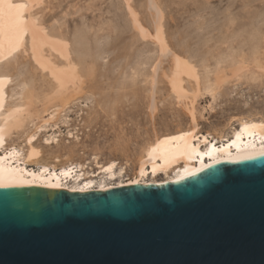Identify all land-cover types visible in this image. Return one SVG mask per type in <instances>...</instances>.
I'll return each instance as SVG.
<instances>
[{"label": "rangeland", "instance_id": "obj_1", "mask_svg": "<svg viewBox=\"0 0 264 264\" xmlns=\"http://www.w3.org/2000/svg\"><path fill=\"white\" fill-rule=\"evenodd\" d=\"M153 1L168 47L160 57L152 26L156 11L148 0H41L34 6L31 19L35 27L46 35L59 34L63 41L73 65L70 71L74 72H71L74 92L69 90L65 98L68 103L62 109L58 100L47 96L54 87L47 66L66 64L64 58L67 57L52 45L42 44L40 60L27 46H21L9 56L11 59H5L10 60L7 67L13 73L8 72L11 83L7 86L11 87L6 91L18 92L20 84L24 83V89L31 97H36L32 99L35 104L32 111L61 110L57 126L47 127L33 140L38 154L37 158L28 157L29 166L51 164L52 156L70 153L74 156L72 162H85L88 176H95L97 166L91 158L97 154L103 163L109 160L120 165L128 163L126 175L131 177L140 148L156 133L172 134L191 126L192 116L200 132L211 134L215 139L235 128L243 117L264 116V0ZM129 9L135 13L142 29L133 26ZM256 36L260 38L258 41H263H259L262 46L251 40H256ZM254 47L259 48L261 54ZM243 55H247L246 58ZM176 57L183 65L193 67L191 72L198 84L193 88L183 81L185 96L179 101L169 82ZM157 61V84L152 90L148 78ZM238 64L241 66L237 67ZM4 65L6 70L7 64L2 60L0 71H4ZM216 71L222 78L210 94L204 86L207 81L214 82ZM16 81L19 84L13 83ZM13 84L20 87L15 88ZM26 90L24 96L27 97ZM29 123H26V131L30 129ZM49 136L53 139L45 141ZM21 141V133L13 134L6 145Z\"/></svg>", "mask_w": 264, "mask_h": 264}, {"label": "water", "instance_id": "obj_2", "mask_svg": "<svg viewBox=\"0 0 264 264\" xmlns=\"http://www.w3.org/2000/svg\"><path fill=\"white\" fill-rule=\"evenodd\" d=\"M178 181L0 188V264H264V155Z\"/></svg>", "mask_w": 264, "mask_h": 264}, {"label": "bare ground", "instance_id": "obj_3", "mask_svg": "<svg viewBox=\"0 0 264 264\" xmlns=\"http://www.w3.org/2000/svg\"><path fill=\"white\" fill-rule=\"evenodd\" d=\"M40 1L41 0H0V62L4 60L5 64H7L6 67L10 66L8 65L10 63L9 62L10 60H6L8 61L6 63L5 59L13 55L17 50H19L21 46H27L29 50L31 49L34 53V56L38 60H40L41 58L40 48L42 44H45L47 46L52 45L56 50L65 53V55L67 56L66 58H64L66 64H64L63 62V65L60 66H58L59 64L57 66L55 65L47 66V69L48 71H50L52 75L51 76L52 80L54 82V87L53 90L51 91V95H47V96H49L52 100H56V101L58 100L60 105H62L61 106L62 109L68 103L65 101V98L67 97V93L69 92V90H72L74 92L72 87L74 77L73 74L71 73L73 71H70V67H72L73 65L71 64V60L69 58V55L67 54L65 46L63 45L62 39L60 38V36H58L59 34L55 35L54 33L52 34L50 32L51 35H46V32L44 33L42 31H39L35 27L31 19V14L34 6L40 4ZM148 1L150 2L149 4H151L154 10L156 11L155 13L156 18L153 22L154 25L152 24V26L154 30L153 37L156 39V45L158 47L159 57H160L166 50H168V47L163 38L160 14L154 4V1L153 0H148ZM151 5H149V7L152 9ZM130 13L132 14V16L131 15L129 16H131V19L133 18V20H131L133 21V26L135 25L136 26L135 28L138 27L142 29V27H140L139 23L137 22L136 19L137 17L135 13H133L131 10ZM36 21L37 20H35V22ZM142 33H144L143 30ZM251 37L252 36H250V38ZM258 38L259 37L256 36V40L255 39L253 40V38L251 40L253 42L258 41ZM259 41L258 44H261L259 43ZM254 44L256 45L257 43ZM260 46H262V44ZM230 47L232 48V46ZM257 47H254V50L256 48V50L258 51L260 47L258 49ZM252 50L253 48L251 49V51ZM42 51L43 50H41V52ZM235 51L237 50L235 49ZM230 52L233 53L234 51L231 50ZM258 52L259 54H261L260 51ZM254 54L256 55L257 53L254 52ZM219 55L221 56V54ZM249 57L250 56L248 55L249 60L252 59V57L251 58ZM224 58L226 57L224 56ZM233 61L235 62V60ZM257 61L259 60L257 59ZM243 62L245 61L243 60ZM260 63L262 64V62ZM147 65L149 64H146L145 66ZM154 65L155 64L153 63V67ZM251 65H253L252 61H251ZM238 66L241 65L238 64L237 67ZM246 66L248 67V65ZM158 68L159 66L157 61V64L155 65L153 72L150 75L151 77L150 76L149 78L147 77L148 79H150V85L152 87V90L155 89V85L157 84L156 74ZM239 68L242 69L241 67ZM174 69L175 70L172 71L173 74L171 75L170 77L171 80L169 82L172 84V88L174 93L176 94L177 101H179V99L181 100L185 96V92L183 90L184 88L182 85L183 81L186 80L188 84H192L193 88H197L198 84L194 79V73L191 72V69H193V67L191 65L188 66L183 65L179 57H176V66H174ZM249 69H245V70H249ZM254 69L252 68V71ZM260 69L261 67L259 68V70ZM2 70L4 71H0V183L15 185L9 187H0L2 189H35L40 191H52V192L62 191L67 193H89L94 191L105 192L112 189L131 187L137 185H143V186L163 185L164 183H172V181L174 180H181V177L183 176L189 177L191 176L190 173L194 172L196 168L201 167V162L199 158L193 155L197 152L206 153L211 150H215L219 152L217 155H219V157L222 160H227L229 158L228 155L229 153L233 158H235L238 155L239 156L254 155L255 157L264 155V116L259 114L256 115L250 114L247 117L241 118L235 128H231L227 133L224 132L226 134L222 135L219 139H215L214 137H212L211 134H206V135L202 134L200 132V128L197 120L192 116L191 126L180 130L177 129V131H175L172 134L156 133L151 141L144 144L140 148V151L136 156L135 169L131 177H128L126 175V170L129 167L128 163H126L125 165H120L114 160L112 161L109 160L106 163L104 161L103 163V160L99 158V155L97 154H93L91 158V162H93L95 166H97V174L95 176H88L89 171L85 169V165H86L85 162L83 163L72 162L74 156L73 155L70 156L69 155L70 153L68 154L63 153L62 155L59 156L58 155L52 156L53 162L51 164L40 163L37 165L35 164L36 167L34 166L31 167L28 164V160H27L28 157L30 156L33 158H37V154H38V151L33 144V140L36 138L38 134L45 131L47 127L51 126L52 128H54L55 126H57V121L60 119L61 110L57 108L56 110L49 112L47 108L42 113H37L35 112V110L32 111L35 105V104L33 105L32 99H35L36 97L35 98L33 96L31 97L30 93H28V91L24 89V83L20 84V86L22 87H20L19 85L15 86V84H13L15 88L20 87V89H18L19 90L18 92L12 90L13 88L11 89L12 91L10 93L6 91L8 87L7 85L11 83L10 82L11 74L8 72L12 73V71L10 69H9L10 71H8V67L6 71L5 65H4V69L2 67ZM74 70L75 73L78 75L79 73L77 69L75 68ZM249 71H251V69ZM136 72H133V74L138 73ZM16 73L19 72L16 71ZM215 73L217 74H215L216 76L214 75L215 76L214 82L207 81L204 86V90L210 94L214 92V90L217 87L216 85L219 84V81L222 78L219 76L220 73L218 74L217 71ZM244 76H246V74ZM129 77H134V76H129ZM18 81L13 83H17ZM21 81L23 82V80ZM50 83L51 81H49L48 84L50 85ZM29 87L31 88V85ZM25 90L28 93L27 97L24 96V94H26ZM17 96H19V98ZM49 97L47 99L48 101H49ZM9 98L10 100L11 98L12 99L17 98L18 100L14 99V101H8ZM49 104L47 105L51 106ZM53 106L54 105H52V107ZM28 122H30L29 123L30 129L26 131L25 127L27 128L26 123ZM18 133L22 134L21 143L17 144L15 142H12L7 146L6 144H8L7 142H9L11 136L13 134H18ZM52 139L53 137L49 136L45 139V141L49 142ZM25 150L27 153H25ZM149 156H155V157L150 158ZM204 163L205 164L211 163V161L205 158ZM153 168L156 169L155 172L152 171ZM108 169H111V171H107ZM66 171H72V174L70 176L61 175V173ZM142 172L143 174H141ZM51 173H55L57 179H52ZM135 181H139V183H136ZM57 182L60 183L61 185L60 187L47 186L49 183H57ZM85 185H88V188L83 192L78 190L77 191L71 190L73 187L79 189L80 187H84Z\"/></svg>", "mask_w": 264, "mask_h": 264}, {"label": "snow or ice", "instance_id": "obj_4", "mask_svg": "<svg viewBox=\"0 0 264 264\" xmlns=\"http://www.w3.org/2000/svg\"><path fill=\"white\" fill-rule=\"evenodd\" d=\"M219 152L215 151V150H211L209 152H197L195 154H193L195 157H198L200 162H201V167H198L195 169L194 172L190 173L191 175H195L196 173L200 172V171H204L207 168H212L214 166V164L216 163H221V162H229V163H238L243 159H253L255 158L254 155H245V156H236L235 158L231 157V154L229 153V158L227 160H222L219 155H217ZM150 158H154L155 156H149ZM205 158H207L209 161H211V163H204ZM107 171H111V169H108ZM153 172L156 171L155 168L152 169ZM72 174V171H66L61 173V175L64 176H70ZM143 174V172L141 173ZM51 178L52 179H57L56 174L55 173H51ZM187 176H183L181 177V179H187ZM136 183H139V181H135ZM173 183H178V180H174L172 181ZM9 186H15L12 184H4V183H0V187H9ZM47 186L49 187H60V183H49ZM88 188V185H85L84 187H80L79 189H77L76 187H73L71 190L72 191H85Z\"/></svg>", "mask_w": 264, "mask_h": 264}]
</instances>
